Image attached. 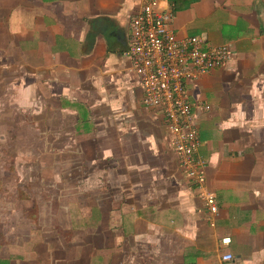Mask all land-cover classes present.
<instances>
[{
    "label": "crops",
    "instance_id": "crops-1",
    "mask_svg": "<svg viewBox=\"0 0 264 264\" xmlns=\"http://www.w3.org/2000/svg\"><path fill=\"white\" fill-rule=\"evenodd\" d=\"M158 1L177 37L231 51L225 66L186 84L193 104L210 105L193 109L219 207L213 225L160 110L142 103L127 55L135 0H0L7 98L51 132L52 146L76 149L69 175L83 177L84 222H100L106 239L115 230L117 258L137 241L162 264H264V0Z\"/></svg>",
    "mask_w": 264,
    "mask_h": 264
},
{
    "label": "rangeland",
    "instance_id": "rangeland-1",
    "mask_svg": "<svg viewBox=\"0 0 264 264\" xmlns=\"http://www.w3.org/2000/svg\"><path fill=\"white\" fill-rule=\"evenodd\" d=\"M1 76L0 264H162L137 241L119 259L115 230L106 239L100 222L88 227L83 177L69 175L76 149L52 146L51 132L21 115L19 99L7 98ZM92 219L100 221V214Z\"/></svg>",
    "mask_w": 264,
    "mask_h": 264
},
{
    "label": "built area",
    "instance_id": "built-area-1",
    "mask_svg": "<svg viewBox=\"0 0 264 264\" xmlns=\"http://www.w3.org/2000/svg\"><path fill=\"white\" fill-rule=\"evenodd\" d=\"M137 8L129 20L127 55L131 70L142 88V103L160 110L170 136L178 164L202 201L206 219L215 223L219 207L214 191L206 184L204 160L197 154L199 139L194 109H208L209 104L189 100L186 84L214 67H223L231 57L227 44L204 46L202 37L179 38L170 27L171 14L158 8V0H135ZM229 236L220 237L227 245ZM221 261L231 260L222 251Z\"/></svg>",
    "mask_w": 264,
    "mask_h": 264
}]
</instances>
